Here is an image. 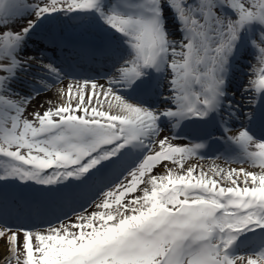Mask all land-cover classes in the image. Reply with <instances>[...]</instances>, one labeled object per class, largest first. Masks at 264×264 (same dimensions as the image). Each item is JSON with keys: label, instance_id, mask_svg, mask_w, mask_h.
<instances>
[{"label": "snow or ice", "instance_id": "1", "mask_svg": "<svg viewBox=\"0 0 264 264\" xmlns=\"http://www.w3.org/2000/svg\"><path fill=\"white\" fill-rule=\"evenodd\" d=\"M57 14L94 19L110 71L25 55ZM67 76L55 103H36ZM218 118L221 137L176 142ZM217 142L207 167L190 163ZM9 185L56 206L35 222L0 214V264H264V0H0L5 207Z\"/></svg>", "mask_w": 264, "mask_h": 264}, {"label": "bare ground", "instance_id": "2", "mask_svg": "<svg viewBox=\"0 0 264 264\" xmlns=\"http://www.w3.org/2000/svg\"><path fill=\"white\" fill-rule=\"evenodd\" d=\"M77 18L79 19L80 17H78V16H71L70 17V16H67L65 14H58L56 16V19H55V21L53 23H50V24L46 25L45 30H44V32H42L41 35H45L46 37L54 38L56 41L59 42L60 46H62V45H65V46L72 45L71 42L66 43L64 41V39L63 40H59V36H57L55 30H56V28H59L62 31V33H64L65 36H71V38L84 36V34H85L84 29L80 25L77 24V22H76ZM88 19H89V24L90 25H95L94 19H92V18H88ZM33 39H34V37H33ZM80 39L81 38H79V40ZM36 45L37 44L35 42L29 43V45H28V49L29 50H28V52H26V54L27 55L36 54L35 50L38 49L36 47ZM252 58H253V55H252ZM44 62H46V58H45ZM252 64H255L254 58H253ZM244 82H246V81H244ZM100 83H104V81L100 80ZM66 84L67 83H62L61 85H58V86L51 85V88H50L49 91L41 92L39 98L36 100V103L37 104L43 103L46 99H51L52 102L55 103L56 102V100H55L56 91L58 89L65 88ZM242 100H243V103L245 104L246 100L245 101H244V99H242ZM245 109H246V107L243 108L244 111H245ZM236 118H238L240 122L244 119V117L240 116L239 114L236 115ZM163 134H168L167 129H165V132ZM176 142L177 143H187V141L182 139V138L179 139ZM193 161H197V163H202V164H204L205 167H207L209 165V163L211 162V160H207V159H205L203 161H198V160H193ZM218 162L219 163H223V161H218ZM159 171H162V170L159 169ZM25 200L29 201L28 198H25Z\"/></svg>", "mask_w": 264, "mask_h": 264}, {"label": "rangeland", "instance_id": "3", "mask_svg": "<svg viewBox=\"0 0 264 264\" xmlns=\"http://www.w3.org/2000/svg\"><path fill=\"white\" fill-rule=\"evenodd\" d=\"M27 2H28V3H33V2H36V0H27ZM84 17H85V16H80V19L77 20V22H79L81 19H84ZM29 18H34V17H29ZM247 69H248V68H247ZM29 71H30V70H28L27 72H29ZM238 73L241 74L240 72L237 71V75H238ZM237 75H236V76H237ZM246 80H247V79H246ZM246 80H245V81H246ZM68 83H69V82H68ZM242 98H243V97H242L239 93H237V95H236V101H242ZM246 104H247V102H246ZM230 126H231V129H232V130L235 129V127H237V126H232V125H230ZM239 126H242V124L239 123V124H238V127H239ZM238 127H237V128H238ZM191 163H197V161H191ZM218 163H219V162H218ZM231 166H233V167H239L240 165H231ZM244 166L247 167V165H244ZM158 171H159V169H158ZM13 204H14V203H13ZM14 205H16V203H15Z\"/></svg>", "mask_w": 264, "mask_h": 264}]
</instances>
